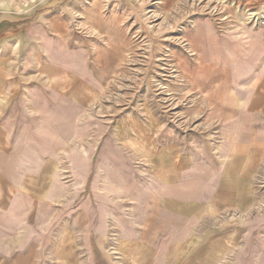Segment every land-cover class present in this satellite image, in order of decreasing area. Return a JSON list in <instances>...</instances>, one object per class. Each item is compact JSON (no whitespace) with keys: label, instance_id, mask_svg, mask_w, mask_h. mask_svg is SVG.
Here are the masks:
<instances>
[{"label":"crops","instance_id":"0c3cea01","mask_svg":"<svg viewBox=\"0 0 264 264\" xmlns=\"http://www.w3.org/2000/svg\"><path fill=\"white\" fill-rule=\"evenodd\" d=\"M77 2L0 0V264H264V92L98 136Z\"/></svg>","mask_w":264,"mask_h":264},{"label":"rangeland","instance_id":"374dc122","mask_svg":"<svg viewBox=\"0 0 264 264\" xmlns=\"http://www.w3.org/2000/svg\"><path fill=\"white\" fill-rule=\"evenodd\" d=\"M70 7L86 74L96 79L98 136L112 121L134 117L196 145L218 110L264 92V0H79Z\"/></svg>","mask_w":264,"mask_h":264}]
</instances>
